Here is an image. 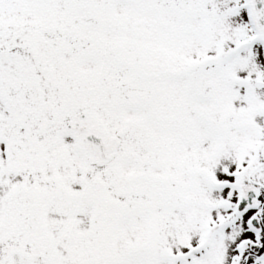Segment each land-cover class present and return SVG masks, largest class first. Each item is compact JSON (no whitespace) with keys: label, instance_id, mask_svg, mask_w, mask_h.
<instances>
[{"label":"snow or ice","instance_id":"6c2138e0","mask_svg":"<svg viewBox=\"0 0 264 264\" xmlns=\"http://www.w3.org/2000/svg\"><path fill=\"white\" fill-rule=\"evenodd\" d=\"M0 264H264V0H0Z\"/></svg>","mask_w":264,"mask_h":264}]
</instances>
